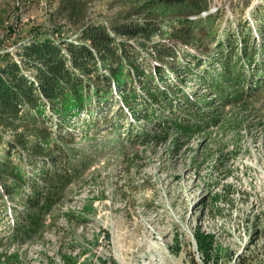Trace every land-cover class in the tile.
Wrapping results in <instances>:
<instances>
[{
  "label": "rangeland",
  "instance_id": "374dc122",
  "mask_svg": "<svg viewBox=\"0 0 264 264\" xmlns=\"http://www.w3.org/2000/svg\"><path fill=\"white\" fill-rule=\"evenodd\" d=\"M241 1L259 5L264 13V0H209L208 12L221 13L214 19L215 34L250 17V9L238 5ZM229 2L237 7L234 12ZM125 8L118 0H0V52L9 51L20 63L21 47L38 35L78 42L86 26L105 23ZM202 70L197 73L202 75ZM177 78L170 74L166 81L175 83ZM185 78L177 82L192 95L194 114L205 109L195 104L202 95L212 101L216 114L236 105L224 106L215 91ZM256 94L246 111L234 109L232 122L225 126L218 125L221 116L214 122L205 114L214 124L190 137L161 133L163 120L175 114L166 106L155 109L149 119L140 116L130 133L126 117L120 120L114 110L120 96L99 102L104 115L97 104L81 112L80 122L67 128L75 139L69 145L75 153L72 163L85 162L79 178L71 177L63 198L43 215L46 227L33 242L4 241L0 262L233 264L245 253L264 264V95ZM140 95L138 106L145 99ZM140 132L150 136L149 142L133 137ZM11 159L22 165L17 154ZM1 203L0 234L6 235L11 214L7 219Z\"/></svg>",
  "mask_w": 264,
  "mask_h": 264
},
{
  "label": "trees",
  "instance_id": "16d2710c",
  "mask_svg": "<svg viewBox=\"0 0 264 264\" xmlns=\"http://www.w3.org/2000/svg\"><path fill=\"white\" fill-rule=\"evenodd\" d=\"M118 1L126 4L125 10L105 23L86 26L78 42L36 35L21 47L20 63L9 51L0 52V200L7 219L11 214L10 232L0 234V247L9 239L33 242L46 227L43 215L63 198L71 177L79 178L85 162L72 163L75 153L69 145H75V139L67 128L80 122L81 112L96 104L102 110L99 102L120 96L114 110L120 120L126 117L130 133L140 116L149 119L155 109L166 106L175 114L163 120L161 133L190 137L214 124L205 114L214 122L221 116L222 127L232 122L235 108L246 111L256 93L264 95V13L259 5L238 2L250 9V17L218 35L214 19L221 13L208 12L209 0ZM229 6L232 12L237 8L232 2ZM3 24L1 18L0 28ZM170 74L178 77L175 83L166 81ZM184 76L215 91L224 106H237L216 114L212 101L202 95L195 104L205 109L195 115L192 95L177 82ZM138 92L145 98L140 106ZM133 137L145 142L150 138L145 132ZM233 264L256 262L240 253Z\"/></svg>",
  "mask_w": 264,
  "mask_h": 264
}]
</instances>
